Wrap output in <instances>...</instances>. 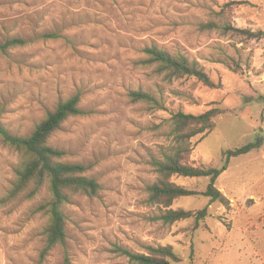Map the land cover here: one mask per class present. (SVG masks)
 <instances>
[{"label": "rangeland", "instance_id": "rangeland-1", "mask_svg": "<svg viewBox=\"0 0 264 264\" xmlns=\"http://www.w3.org/2000/svg\"><path fill=\"white\" fill-rule=\"evenodd\" d=\"M209 21L264 30V0H0V43L24 42L0 52V124L26 137L78 93L83 114L64 121L47 143L100 186L62 207L65 242L41 261L47 217L35 209L48 192L43 186L31 198L1 202L20 157L0 138V264H130L116 249L147 254L158 246L171 247L177 264H264V38L201 30ZM150 44L185 54L220 88L156 76L138 64ZM136 90L162 108L131 101ZM211 108L223 113L211 132L190 140L185 164L218 168L223 151L256 147L231 159L215 182L228 206L179 198L171 209L207 207L206 218L197 228L193 219L163 224L148 187L157 180L151 163L173 144L166 121ZM170 182L203 191L208 178Z\"/></svg>", "mask_w": 264, "mask_h": 264}, {"label": "trees", "instance_id": "trees-1", "mask_svg": "<svg viewBox=\"0 0 264 264\" xmlns=\"http://www.w3.org/2000/svg\"><path fill=\"white\" fill-rule=\"evenodd\" d=\"M219 16V15H218ZM201 30H218L222 34H234L244 40H260L264 38V30L251 31L232 27L223 21H209L200 25ZM53 35H44L52 37ZM20 39H11L0 43V52L5 53L16 46L23 45ZM144 59L138 64L151 67L156 76L165 81H174L181 78H193L202 85L219 89L220 84L213 81L204 72L203 68L185 54L177 52L170 54L156 44H150L142 49ZM129 98L133 102H143L151 109L162 108V105L149 93L142 90L130 91ZM80 96L78 93L57 104L52 112H48L34 130L26 137L13 136L0 124V138L3 143L14 150L20 157L19 165L15 168V177L10 189L1 202L13 200L21 195L31 198L46 186L48 200L40 204L35 212H41L47 217L44 229V246L39 259L45 256L57 244L63 245L66 239L65 215L62 207L70 203L76 194L95 196L100 186L96 180L84 175L85 167L80 164L62 162L64 152L48 145V138L59 129L60 125L69 117L83 114L79 108ZM219 108H211L198 115L177 112L167 121L169 136L173 144L160 160L151 163L156 182L148 187L149 201L163 209L157 220L171 225L188 219H193L197 228L200 221L207 216V207L199 210L171 209L172 203L179 198L203 196L209 202H219L224 206L229 201L215 187L217 178L223 173L231 159L248 154L256 147L247 144L242 147L225 150L221 154V166L218 168L192 167L183 162L191 152L190 140L198 135H205L214 128L213 120L222 114ZM172 176L183 178H208V184L203 191H193L177 186L170 182ZM147 254L132 253L126 249H116L130 264H177L181 259L169 246L147 247Z\"/></svg>", "mask_w": 264, "mask_h": 264}, {"label": "water", "instance_id": "water-1", "mask_svg": "<svg viewBox=\"0 0 264 264\" xmlns=\"http://www.w3.org/2000/svg\"><path fill=\"white\" fill-rule=\"evenodd\" d=\"M261 139H260V136H258V141H260Z\"/></svg>", "mask_w": 264, "mask_h": 264}]
</instances>
